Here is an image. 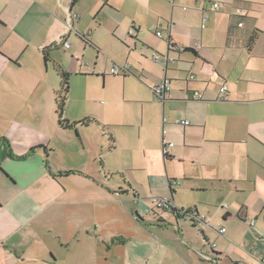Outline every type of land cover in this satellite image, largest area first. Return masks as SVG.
I'll return each instance as SVG.
<instances>
[{
    "label": "crops",
    "instance_id": "obj_1",
    "mask_svg": "<svg viewBox=\"0 0 264 264\" xmlns=\"http://www.w3.org/2000/svg\"><path fill=\"white\" fill-rule=\"evenodd\" d=\"M73 1L0 0V264L30 252L55 264L43 247L48 235L60 244H112L119 264H264V0ZM73 37L98 55L111 41L129 56L140 47L152 61L162 56L153 62L163 76L147 83L142 118L131 123L136 132H119L133 126L116 116L72 118L70 91L58 112L64 91L48 64L63 80L71 66L55 53L71 52ZM154 37L166 43L161 53L150 47ZM166 79L171 90L159 102L153 89ZM90 130L96 141L85 139ZM164 140L174 144L167 157ZM153 198L195 209L209 226L190 236L191 218L157 209ZM122 215L132 229L121 228ZM170 229L178 235L159 238Z\"/></svg>",
    "mask_w": 264,
    "mask_h": 264
},
{
    "label": "rangeland",
    "instance_id": "obj_2",
    "mask_svg": "<svg viewBox=\"0 0 264 264\" xmlns=\"http://www.w3.org/2000/svg\"><path fill=\"white\" fill-rule=\"evenodd\" d=\"M252 2L260 3L262 1L253 0ZM218 5L220 6V4ZM216 13H218V15H214L213 18L219 19L220 13ZM210 23L211 22L207 24L208 27H210ZM101 36L104 39L105 35H103V33H101ZM149 41L151 43L150 47H153L154 50L159 51L158 53H161V50H163L166 45L163 40H159L156 37H154L153 40L150 38ZM71 43L74 45L71 52L68 51L66 55L55 53L57 58L56 61L63 63L67 68L69 65L71 66L70 70L67 72L69 75L68 82L70 93L68 96L66 109L69 111V116L72 118L75 117L81 119V121L87 118H93L95 120L97 119L96 121L100 123H102L103 120L115 122L116 116L120 121H126L127 124L133 126L130 128L116 127L119 132H121V130H124V132L128 133L135 131L136 128L134 127V124L131 123L138 122L142 118L144 106L143 101H145L146 98H149V89H147V83L152 81L154 76H163L164 71L160 67L162 64L155 65V63L152 61L150 53L146 51V49H143V53L139 51L141 47L129 56L127 55L126 47H121V45H116L118 43L111 41L107 43L103 42V47H100L101 53L98 55L97 49L91 44L84 43L82 39H76L73 37L71 39ZM48 65H51V74H57V77L60 78L62 82L60 87L62 89L64 82L58 74V68L56 69L57 73H54L52 69V63ZM125 65L131 69L126 75L122 71H119L116 75L112 73L114 66ZM78 70L80 72H78ZM136 71H138L140 74L143 73L144 76H140L141 78H139L138 76L140 74H137L138 72ZM79 74H94L95 76L80 77L78 76ZM124 76H126L125 79ZM62 91H64V89ZM130 99H134V101H131ZM149 108L150 107H147V110ZM106 110H109V112H106ZM66 119L68 118L63 117L62 122ZM76 134L77 133L74 131L73 136L75 137ZM80 135L82 137L81 131ZM62 136L63 135L61 134L58 135V137ZM99 136H103V134L101 135L100 131ZM84 137L85 139L88 138L96 141V135H94L92 130L85 133ZM103 139L104 141H107L106 137H103ZM98 147L99 146H96L95 151H97ZM118 154L119 153H115V157L113 158H116L119 163H121L123 158ZM105 156L106 153L102 155V158H99V155L96 156V165L99 168H104ZM89 168L93 170L92 161ZM104 171L107 174H115L113 171H109L107 168L104 169ZM120 171L123 172V170ZM121 212L122 214H127L125 208H121ZM129 212L134 215V210L131 212V209H129ZM121 217V228L132 229L130 226L132 222L131 219L128 216L124 218V215ZM103 219L104 222H107V215H104ZM189 226L190 225H187L189 229L188 234H190V236L195 238H200L202 236L200 229ZM165 233H167L166 237L159 238H168V240H171L173 233L178 235V232L171 229L169 230V233L166 231L159 234ZM48 245L51 246V251L54 253H52V255L57 260L55 264H119V258L116 256V252L119 249L115 246H112V244H109L111 246L110 249H108V245L101 246L100 243L98 245L95 240L88 242L83 241L79 244H66L63 241L62 244H60L59 241H55L48 235L44 240L43 247H47ZM96 249L99 250L98 253H96L97 257H94ZM122 250L123 249H120V251ZM31 255L35 254L30 252L27 254V256H25L24 259L26 260H23L18 264H53L49 254L46 256L45 260H41L38 257L32 260L33 256ZM40 260L45 262H41Z\"/></svg>",
    "mask_w": 264,
    "mask_h": 264
},
{
    "label": "built area",
    "instance_id": "obj_3",
    "mask_svg": "<svg viewBox=\"0 0 264 264\" xmlns=\"http://www.w3.org/2000/svg\"><path fill=\"white\" fill-rule=\"evenodd\" d=\"M215 9H219V5L218 4H214L213 6ZM72 17H76V16H72ZM156 35L159 38L163 37V33L161 31H157ZM61 47L64 51L69 50L71 48V43L66 39L62 40L61 42ZM162 56H160L159 54H155L153 55V61L155 63H162ZM119 71H123V72H129L130 68L125 65V66H114V68L112 69V73L114 75H116ZM192 79L194 77H191ZM171 90V86H170V82L169 80H165L162 84H159L158 86H156L153 89V92L156 96V99L159 102H165L166 101V95L170 92ZM228 92V87L226 85H223L220 88V101H224L226 98V94ZM192 99L193 100H201L202 96L201 94H199L198 92H195L192 95ZM183 124L188 125L189 122L184 121ZM174 147L173 143L167 142L166 140H164L163 142V147H162V152L164 154L165 157L169 156V151ZM153 204L155 205V207L157 209H161V210H176L180 215H186L189 214L188 216L191 218L192 221V225L197 228L200 229L201 231H203L206 227L209 226L208 221H207V217L204 215L199 214V212L195 209H189V210H183V209H179L176 206H174V204H172L169 200L167 199H162V198H153ZM226 232V229H221L220 233L224 234ZM205 258L209 261H213L212 257L210 256H205Z\"/></svg>",
    "mask_w": 264,
    "mask_h": 264
},
{
    "label": "trees",
    "instance_id": "obj_4",
    "mask_svg": "<svg viewBox=\"0 0 264 264\" xmlns=\"http://www.w3.org/2000/svg\"><path fill=\"white\" fill-rule=\"evenodd\" d=\"M77 0H74L73 2H76ZM256 38L253 36L251 38L250 44H253L255 42ZM69 75L64 73L63 74V81H64V85H63V89H64V94L61 93V95L58 97V112L62 115L63 111H64V105L67 99V94L69 91ZM12 156V155H11ZM174 212L175 215H177L178 217H182V216H188L189 214L186 215H180L176 210H172Z\"/></svg>",
    "mask_w": 264,
    "mask_h": 264
}]
</instances>
